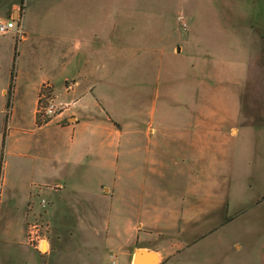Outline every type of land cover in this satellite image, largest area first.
<instances>
[{
	"label": "crops",
	"instance_id": "1",
	"mask_svg": "<svg viewBox=\"0 0 264 264\" xmlns=\"http://www.w3.org/2000/svg\"><path fill=\"white\" fill-rule=\"evenodd\" d=\"M38 1L46 11L37 16L55 20L61 29H48L49 35L59 37L51 46L52 60L59 62L39 78L30 72L24 80H15L11 70L9 80L5 77L0 84V162L3 150L7 153L0 207V264H104V254L111 250L123 254L126 264H134L138 247L156 251L157 264H170L205 241L226 244L225 250L230 252L226 264H264V242L260 252L250 250L239 230L233 229L235 224L248 223V216L259 205L241 211L244 204L239 207L233 202V196L244 198L232 189V166L227 163L230 123L201 124L191 118L180 122L182 98L194 101L196 96L181 92L176 81L168 88L162 86L170 74L165 69V58H170L166 50L156 42L136 48L129 38L121 39L117 15L86 16L74 6V0ZM32 2L26 1L22 15L21 41L28 35H47L39 28L26 30L23 18L30 7L34 9ZM21 3L0 0V15L18 18ZM59 5L68 9L57 12ZM27 21L30 25V14ZM9 33L13 34L12 44L4 42L0 49L12 47L14 61L20 42L16 32ZM203 41L210 44L209 40L195 44ZM39 50V45L32 44L33 57ZM194 63L192 59L189 65ZM45 84L52 85V94L67 107L39 124ZM199 111L198 106L197 115ZM204 112L215 115L216 109ZM205 145L217 162L220 146L225 148L223 166L217 168L214 178L201 183L206 178L197 168V182L191 187L186 182L189 167L185 161L202 152H192L193 147ZM179 158L186 169L176 175L180 172L176 168L173 174L178 178L165 185L161 180L166 177L165 162ZM226 175L227 184H221ZM212 179L217 183L203 186ZM40 194L50 203V225L44 230L45 237L35 236L36 241L41 240L40 246H34L28 227L39 214L35 198ZM69 211L78 214L69 217ZM146 229L171 240H166L168 244L148 243ZM144 264H152V259Z\"/></svg>",
	"mask_w": 264,
	"mask_h": 264
},
{
	"label": "rangeland",
	"instance_id": "2",
	"mask_svg": "<svg viewBox=\"0 0 264 264\" xmlns=\"http://www.w3.org/2000/svg\"><path fill=\"white\" fill-rule=\"evenodd\" d=\"M26 1L22 0L19 13L24 12ZM58 1L60 0H56ZM39 4L38 0H34V9L30 7L23 20L26 30L29 27L39 28L47 35L40 37L28 35L21 41L24 33L17 34L16 40L20 43L18 56L16 55L14 61L12 47L10 50L9 47L0 49V84L5 82V77L9 80L11 70L15 80L19 78L24 80L29 77L30 72H36L39 78L55 63L52 60L55 57L52 56L51 46L60 40L59 37L49 35L48 29H61L55 25V20L37 16L38 12L46 11ZM76 4L74 0V6L89 17L107 16V13L117 15L119 37L129 38L136 44V48L156 42L158 47L166 50L167 57L176 58H165L167 63L165 69H169L170 74L167 75L166 81H162V86L168 88L171 81H176L175 87L181 89V92L193 93L197 99L192 101L187 97L182 98L180 122H189L191 118L194 123L199 119L201 124L230 123L228 132L232 139L231 147L227 151L228 157H231L227 159V163L229 167L232 166V189L240 192L242 197L248 200L233 196V202L239 207L244 204L241 211L259 205L248 216V223L245 222V225L239 227V223L235 224L233 229L239 230L246 248L250 247V250L260 252L264 242V195H261L264 194V0H79V2L76 0ZM67 9L64 5H59L56 11ZM29 14L30 25H27ZM12 38V33H0V44L9 42L11 45ZM198 40H209L210 44L208 45L206 41L195 44ZM240 41L242 46L239 45ZM32 44L40 46L34 57V52H31ZM191 55H194L195 59ZM192 59L195 62L193 67L189 65ZM42 102H45V99L41 100ZM192 106L193 108L188 109ZM198 106L199 115L196 114ZM210 107L216 109L215 115L204 112ZM37 120L39 124L45 123L39 113ZM169 121L177 123L173 119ZM210 149L209 145L193 147L192 152L199 150L202 152L196 158L189 157L191 161L189 159L185 161V166L189 167L186 181L189 186L197 182V168L201 177L206 178H201V183L207 181L210 176L214 178L217 168L223 166L225 148L220 146L218 162ZM5 159L7 153L4 155L3 150L0 162V207L3 201ZM176 168L180 169V172H175ZM164 169L166 171H163V175L166 177L163 176L161 180L167 185L169 181H175L178 178L176 175H181L186 168L181 166L179 158L177 161L167 160L162 170ZM11 170L9 168V171ZM228 176L221 179V184H227ZM11 181L13 182L12 175ZM210 183H217V180L212 179L203 186H209ZM35 199L40 207L39 214L33 216L28 230L34 240L30 243L37 246L41 238L47 234V231L44 232L47 225H50L47 219L50 203L41 194ZM68 214L71 217L72 214L76 216L78 212L69 211ZM35 236L41 238L36 241ZM146 236V241L153 245L168 244L167 241L171 240L165 235L153 234L148 229ZM234 236L235 232L232 233V238ZM225 247L226 244L217 246L213 241H205L202 245L195 244L179 258H182L181 260L176 259L170 264H223V262L226 264L230 252L225 250ZM104 258V264H126V257L115 250L106 252Z\"/></svg>",
	"mask_w": 264,
	"mask_h": 264
},
{
	"label": "built area",
	"instance_id": "3",
	"mask_svg": "<svg viewBox=\"0 0 264 264\" xmlns=\"http://www.w3.org/2000/svg\"><path fill=\"white\" fill-rule=\"evenodd\" d=\"M22 15L23 13H20L18 18H5L0 15V33L7 34L13 31L19 35H23L22 24H20V22H22ZM44 87L45 89L41 92L40 109L38 110V113L46 123L65 109L67 105L57 101L56 97L52 94L51 84H45ZM43 99H45V102L41 103V100ZM43 203H45V200H43Z\"/></svg>",
	"mask_w": 264,
	"mask_h": 264
},
{
	"label": "water",
	"instance_id": "4",
	"mask_svg": "<svg viewBox=\"0 0 264 264\" xmlns=\"http://www.w3.org/2000/svg\"><path fill=\"white\" fill-rule=\"evenodd\" d=\"M146 259H152V264H157L158 253L156 251L145 248H135L134 250V264H144Z\"/></svg>",
	"mask_w": 264,
	"mask_h": 264
}]
</instances>
